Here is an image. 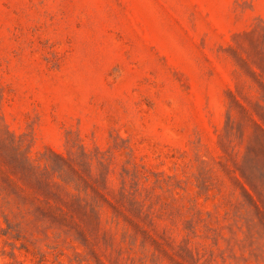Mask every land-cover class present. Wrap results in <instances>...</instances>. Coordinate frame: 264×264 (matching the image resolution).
<instances>
[{
    "label": "rangeland",
    "instance_id": "374dc122",
    "mask_svg": "<svg viewBox=\"0 0 264 264\" xmlns=\"http://www.w3.org/2000/svg\"><path fill=\"white\" fill-rule=\"evenodd\" d=\"M0 264H264V0H0Z\"/></svg>",
    "mask_w": 264,
    "mask_h": 264
}]
</instances>
